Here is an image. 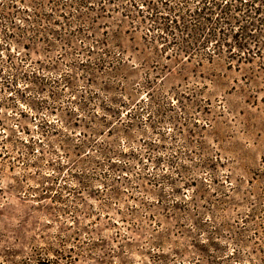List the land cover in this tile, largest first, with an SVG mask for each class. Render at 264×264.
I'll use <instances>...</instances> for the list:
<instances>
[{
  "label": "rangeland",
  "instance_id": "rangeland-1",
  "mask_svg": "<svg viewBox=\"0 0 264 264\" xmlns=\"http://www.w3.org/2000/svg\"><path fill=\"white\" fill-rule=\"evenodd\" d=\"M200 1L0 0V264H264V0Z\"/></svg>",
  "mask_w": 264,
  "mask_h": 264
},
{
  "label": "trees",
  "instance_id": "trees-1",
  "mask_svg": "<svg viewBox=\"0 0 264 264\" xmlns=\"http://www.w3.org/2000/svg\"><path fill=\"white\" fill-rule=\"evenodd\" d=\"M207 0H201L200 3L203 5ZM254 3V1L252 0H218L214 3L215 9L218 12V19L217 20H221L224 21L228 18V16H231L235 11L239 12L240 14H242V17L245 18V20H248V25L249 27H251L252 29H256V26H254V22L250 21L252 20V17L255 15H260L263 11V7H257V8H253L252 4ZM209 9L205 8L204 6L201 7L200 11L197 13H203L202 16V20H207L208 18L210 19V15L211 13H209ZM239 14V15H240ZM209 15V16H208ZM220 16V17H219ZM235 18V16H234ZM240 30V34H239V40H251L254 38V36L252 34L249 33H244L242 34L244 31H246V27L243 26H239ZM248 32V31H247ZM238 34V32H235V36L233 38H235L236 40V35ZM238 48H242L243 45L239 44V46H237ZM68 257V262L67 263H71L70 261V256ZM19 264H59L58 262H53V261H47V260H43L42 262H40V260H33L30 258H25L24 260H22Z\"/></svg>",
  "mask_w": 264,
  "mask_h": 264
}]
</instances>
